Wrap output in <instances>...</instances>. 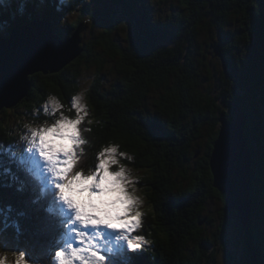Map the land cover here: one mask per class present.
Listing matches in <instances>:
<instances>
[{"label":"trees","instance_id":"obj_1","mask_svg":"<svg viewBox=\"0 0 264 264\" xmlns=\"http://www.w3.org/2000/svg\"><path fill=\"white\" fill-rule=\"evenodd\" d=\"M109 1L120 12L102 16L99 5L91 7L89 0H0V36L36 19L50 20L63 38L82 27L81 54L59 72H39L45 82L30 75L32 88L20 103L28 105L27 101L49 93L69 103L79 90L81 68H97L99 74L87 94L90 146L98 152L115 145L124 153L121 158L126 164L143 171L139 183L145 185L148 208L137 235L149 243L136 264H203L204 258V264H212L216 260L215 251L206 254L205 250L214 243L203 235L212 221L206 207L218 199L224 221L231 212L226 210L224 194L213 186L210 155L221 114L232 119L234 107L240 108L252 147L253 216L245 236L246 261L242 255L238 264H264V117H256L258 108L264 110V0H183L185 8L168 19L151 12L150 0ZM74 5L81 6L79 20L62 23ZM117 14L122 16L116 21ZM203 23L209 33L217 34L218 40L211 35L210 47L215 55L216 47L221 50L223 69L218 79L202 73L206 52L199 50L197 41ZM118 56L120 77L106 87L101 74L107 61ZM209 80L216 82L217 95L208 89ZM5 132L0 129V142L10 141ZM3 159L7 161L8 156ZM190 161L194 167L189 172ZM12 167L17 170L15 164ZM19 174L24 177L23 172ZM30 196L15 187H0V207L11 205L13 216L22 209L29 214L20 218L23 234L16 237L8 229L3 237L7 246L0 245V251L39 252L34 246L46 237L33 235L37 206L26 204ZM226 226L225 222L220 228L224 237Z\"/></svg>","mask_w":264,"mask_h":264},{"label":"snow or ice","instance_id":"obj_2","mask_svg":"<svg viewBox=\"0 0 264 264\" xmlns=\"http://www.w3.org/2000/svg\"><path fill=\"white\" fill-rule=\"evenodd\" d=\"M49 99L51 109L45 105L46 112L62 108L55 96ZM71 105L74 118L60 112L50 126H29L30 141L24 139L26 146L21 152L0 144V187L31 193L26 204L37 206L33 235L46 237L34 246L39 247L36 255L28 250L15 251L14 264H136L149 242L143 235H132L141 226L142 214L135 210L136 199L127 191L125 168L111 170L112 165L119 164L117 147L99 152L91 174L69 175L79 159L75 149L85 143L80 125L88 115L80 97H73ZM55 139L67 143L55 146ZM4 155L8 156L7 161ZM20 172L24 173L23 178ZM107 192L119 195L114 200L102 199ZM78 194H86V199H77ZM13 211L11 205L0 207V245L5 247L4 234L12 229L16 237L21 236L24 229L20 218L29 215L22 209L13 216ZM0 264H9L7 256H0Z\"/></svg>","mask_w":264,"mask_h":264},{"label":"rangeland","instance_id":"obj_3","mask_svg":"<svg viewBox=\"0 0 264 264\" xmlns=\"http://www.w3.org/2000/svg\"><path fill=\"white\" fill-rule=\"evenodd\" d=\"M65 1V0H62ZM183 0H150V10L154 14L158 16V18L168 19L169 15L174 14V12H178L181 8L184 9L185 6L182 3ZM91 7H95L99 5V13L104 16L109 12L115 11L120 12L115 7H111V1L103 0L99 3L95 1L89 0ZM75 6V5H74ZM81 6L72 7L69 13L65 15V17L61 18V22H65L67 24H74L79 20V16L81 15ZM121 14L114 15L116 17V21L121 17ZM208 20V19H206ZM90 23V20H87ZM62 23L60 24V29L62 30ZM124 24V23H123ZM201 28L199 30V42L197 41L200 51L206 52L205 56V66L203 67V74L209 76L210 78H221L222 77V69H223V61L220 58V55H215L210 47L211 43V35L215 39H217L216 31L213 30L212 32H208L205 23L200 25ZM99 29V28H98ZM82 32V31H81ZM121 32L127 34V30L123 29V25L121 26ZM130 32V30H128ZM88 37L91 36L89 32L85 33ZM84 34V36H85ZM85 36V40L88 38ZM238 37V36H237ZM218 40V39H217ZM218 42V41H217ZM209 44V46H208ZM244 44V43H243ZM210 51V53H209ZM118 61V64H117ZM120 57L108 60L106 67H104L103 73L101 74L104 79H102L103 85L106 87H111L114 84L115 79L120 77L118 74L117 69L122 68L119 65ZM72 62V61H71ZM69 64V63H68ZM67 66V65H66ZM65 66V67H66ZM121 66V67H120ZM64 67V68H65ZM41 73V72H40ZM35 73V79L37 82L43 79L45 82L46 79L43 77L42 74ZM99 74V73H98ZM97 68L96 67H87L83 66L81 68V74L78 78L79 83V90L78 92L74 93L69 100V103L65 102L64 98H61L57 94H45L44 96L41 95L39 99H31L27 101L28 105L18 104L12 108H5L0 111V129L6 130V136L10 139L7 142H0L3 143L4 147L7 148L12 146L13 150L16 152H21L24 147L26 146L23 142L25 138L30 141V131L29 127L26 125H31L32 129L40 128L43 126H50L54 123L55 119L59 118L60 112H63L65 115L69 116L70 118L75 117V109L71 105V101L73 97H75L78 93H83L81 103L84 104L87 108L88 115L84 118L81 122L80 130H81V138L85 141V143L80 144L76 149V153L79 159L75 162L71 172L69 175L74 174L75 172H82L83 175H89L95 171V165L98 163V155L99 152L102 151H94L90 146V141L88 139L89 134V124L92 121L90 105L88 103V92L91 88V85L96 77ZM123 75V73H122ZM42 77V78H41ZM206 79H204L205 81ZM208 89L213 92V94H218L220 92L219 88L215 85L216 82L214 80L207 81ZM55 96L58 101L61 103L62 108L56 111H48L44 110L45 105L51 109V102L50 97ZM151 97L149 105L151 102ZM238 107H234L236 113H234V117L237 115ZM233 112V111H231ZM256 117L262 119L264 117V110L262 108H258L256 112ZM220 128V127H219ZM201 140V139H200ZM205 142V138H202L200 144L203 145ZM54 145L58 146L61 143H67L66 141H60L59 139L54 140ZM110 147V146H107ZM106 148V147H105ZM120 151L117 148V159L119 164L112 165L111 170L117 171L121 167V165L125 168L127 173V191L136 199L135 210H138L143 213L145 208H148V204L145 198L144 191L145 185L139 183V178L143 176V171H139L134 169L132 166L126 164L120 155ZM200 154V152H199ZM63 158V157H62ZM192 164V165H190ZM194 162L190 161L187 166L188 171L192 170ZM95 191V190H94ZM119 195L117 192H107L102 197L105 200H114ZM77 199L85 200L86 194H78ZM222 202L218 199H214L210 201L206 207V215L212 218V221L206 225L204 228L203 235L209 238L211 241H214L213 245H208L205 247L206 254L208 253H215L216 260H213L212 264H238L239 261L242 259V255H244L246 261V251H245V236L246 231L243 230L242 223L240 216L237 213L231 212L227 220L224 221L225 217L219 213L222 211ZM142 221V216H141ZM226 222V229L224 228V235L220 231V228L223 229V225ZM138 228L134 231L132 235H137ZM58 263V261H57ZM205 263V258L203 260V264ZM14 264V263H13Z\"/></svg>","mask_w":264,"mask_h":264},{"label":"water","instance_id":"obj_4","mask_svg":"<svg viewBox=\"0 0 264 264\" xmlns=\"http://www.w3.org/2000/svg\"><path fill=\"white\" fill-rule=\"evenodd\" d=\"M82 27L67 38L58 34L48 19L15 25L7 37H0V111L18 105L29 95V76L61 71L82 52ZM221 56L220 47L215 48ZM235 118L222 113L220 129L213 143L210 168L213 186L225 196L226 210L240 216L246 232L252 223V147L240 108Z\"/></svg>","mask_w":264,"mask_h":264},{"label":"clouds","instance_id":"obj_5","mask_svg":"<svg viewBox=\"0 0 264 264\" xmlns=\"http://www.w3.org/2000/svg\"><path fill=\"white\" fill-rule=\"evenodd\" d=\"M76 96L80 97L81 100H82L83 93H78ZM29 126H31V125H26V127H29ZM122 155H124V153H122ZM107 175H108V172L106 170L105 171V176H107ZM90 178L91 177H89V179ZM77 182H79V177H77ZM84 182L86 183L87 181H84ZM15 255H16L15 251H13L11 253L5 252V251H0V256H7L9 264H13V259H14Z\"/></svg>","mask_w":264,"mask_h":264},{"label":"bare ground","instance_id":"obj_6","mask_svg":"<svg viewBox=\"0 0 264 264\" xmlns=\"http://www.w3.org/2000/svg\"><path fill=\"white\" fill-rule=\"evenodd\" d=\"M70 36V35H69ZM0 37H2V38H4V37H7V36H0ZM223 53V52H222Z\"/></svg>","mask_w":264,"mask_h":264}]
</instances>
